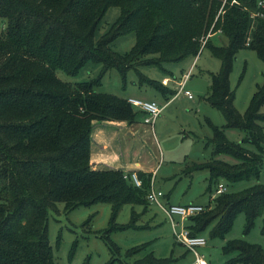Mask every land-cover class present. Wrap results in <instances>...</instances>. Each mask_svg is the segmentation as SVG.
I'll list each match as a JSON object with an SVG mask.
<instances>
[{
    "label": "trees",
    "instance_id": "1",
    "mask_svg": "<svg viewBox=\"0 0 264 264\" xmlns=\"http://www.w3.org/2000/svg\"><path fill=\"white\" fill-rule=\"evenodd\" d=\"M113 6L119 8L118 17L97 34ZM217 32L226 38L225 44L207 36ZM129 33L135 35L130 50L113 51L115 40ZM202 47L220 61L219 70L209 73L203 98L220 111L225 124L208 122L211 157L194 163L189 173H207L209 195L220 180L256 181L210 197L203 211L188 218L191 235L208 231L211 239H222L239 213L247 234L264 208V183L259 182L264 173V73L242 114L233 106L229 81L240 50L250 49L264 62V0H0V264H58L48 241L49 210L57 203L69 211L101 202L110 205L104 236L111 257L105 264H173L171 256L145 252L147 243L121 251L109 238L111 231L143 228L135 225L133 207L128 224L116 218L125 204L147 207L149 175L139 173L142 182L136 187L120 169L92 168L93 122L131 125L136 114H143L127 99L95 87L110 68L124 81L131 68L138 71L143 64L161 66L196 57ZM89 61L102 66L97 79L72 85L56 75L58 69L75 75ZM138 74L140 82L167 101L176 94ZM225 129L240 130L244 136L233 142ZM221 249L231 255L228 264H264V249L258 244L232 239Z\"/></svg>",
    "mask_w": 264,
    "mask_h": 264
},
{
    "label": "rangeland",
    "instance_id": "2",
    "mask_svg": "<svg viewBox=\"0 0 264 264\" xmlns=\"http://www.w3.org/2000/svg\"><path fill=\"white\" fill-rule=\"evenodd\" d=\"M118 15V7H109L99 23L97 34L104 33ZM210 38L215 44L227 42L219 32L212 34ZM134 41V33H129L118 37L111 48L118 54H124L130 50ZM101 67V64L89 61L75 75H68L59 69L56 70V75L62 81L73 85L97 79ZM219 67V59L215 58L207 47H202L196 57L188 56L181 61L168 62L161 66L143 64L137 67L138 71L131 68L125 73V82L117 69H108L104 72L100 84L95 87L97 92L113 94L127 101L130 98L142 102L155 101L161 110L152 126L143 122L144 116L140 113L136 114V121L129 128L96 121L91 138L104 139L109 143L108 152L117 154L126 164L138 160L143 168L149 171L154 169L155 190L163 191L173 204L195 203L204 206L210 197L212 199L216 196L213 195L214 192L211 195L206 192L207 173L203 171L190 174L189 172L193 169L194 163L208 161L211 157V147L206 146L207 140L211 137L208 122L218 127L225 124L220 111L203 98L209 88V73H216ZM138 72L165 84L174 91L179 88L178 83H181L184 75L189 72L190 78L186 81L184 89L191 93L192 98L179 92L163 105L167 100L159 91L145 82H140ZM263 73L264 62L254 51L242 49L236 54L229 81L234 95L233 106L239 113H244L257 85L262 84ZM260 112L264 113V106L261 107ZM99 125H102V128L97 130ZM261 125L264 130V124ZM225 134L233 142H240L244 136L243 132L237 129H225ZM219 158L233 161L232 157L225 155ZM136 175L141 180L139 175ZM255 182L251 179L228 184L220 180L218 185L226 186L227 190L238 191ZM259 182L264 183V173L261 174ZM132 207L135 211L141 208L137 205H123L116 222L128 224ZM136 219L135 225L148 224L149 227H133L109 233V238L121 248V251L146 241H152L151 248L164 245L163 250L170 251L172 248L170 222L159 208L151 205L147 214L142 217L136 216ZM109 220L108 203L79 206L69 211L64 209V204L57 203L55 208L49 210L47 222L48 241L56 262L104 264L111 257L104 236L109 230ZM263 221L264 208L256 218L253 228L245 234L244 215L239 213L230 232L224 238L211 239L208 231L203 233L206 244L197 251L203 255L207 264H228L231 255H224L221 249L228 240L243 239L258 244L264 249ZM160 252L162 251L158 254Z\"/></svg>",
    "mask_w": 264,
    "mask_h": 264
},
{
    "label": "built area",
    "instance_id": "3",
    "mask_svg": "<svg viewBox=\"0 0 264 264\" xmlns=\"http://www.w3.org/2000/svg\"><path fill=\"white\" fill-rule=\"evenodd\" d=\"M262 5V2H259ZM259 13H257L258 15ZM260 15V14H259ZM207 36H211L208 34ZM204 44V41H203ZM190 78L189 72L184 75L182 82L178 83L179 88L176 90L175 96L179 92H183L188 98H192L191 93L185 88L186 81ZM128 102L139 110L143 111V122L151 124L152 126L154 119L160 113L161 108L155 101L142 102L137 99L130 98ZM130 179L136 187L141 186V180L137 177L135 172L130 174ZM227 191L226 186L218 185L213 195H218ZM163 198V192L155 190L153 187V177L151 187L146 194V199L159 207H161L166 214L171 226L173 227V236L177 244L184 246L193 255V260L187 264H207L206 260L201 254L198 253L197 249L205 246V238L201 235H191L187 228L186 222L191 216L204 210V207L200 204L188 203V204H167L162 205L161 199Z\"/></svg>",
    "mask_w": 264,
    "mask_h": 264
},
{
    "label": "crops",
    "instance_id": "4",
    "mask_svg": "<svg viewBox=\"0 0 264 264\" xmlns=\"http://www.w3.org/2000/svg\"><path fill=\"white\" fill-rule=\"evenodd\" d=\"M163 85L165 86V84H163ZM173 97H175V95ZM173 97H171L163 105L168 103ZM103 122H105L107 125L125 126L127 128H129L130 126H132L134 124L133 123L131 125H128L124 121H121V122L103 121ZM93 127H94V122H93ZM100 128H102V125H99L97 127V130L100 129ZM97 135H99V134L97 133ZM108 145H109V143L105 142L104 139H100L99 137L97 139L91 138L90 163H91L92 168L93 169H98V170L120 169L123 172L126 171L125 177H129V178H130V174L132 172H135L136 174L140 173L142 175H144V174L149 175V189H150L151 182H152V177H153V180H154V176H155L154 175V169L152 171H149L148 169L143 168L142 164L138 160L134 161V163H131V162H129L128 164L124 163V161H122L121 158L117 154L108 152ZM130 181H131V179H130ZM153 187H154V181H153ZM163 195H164V193H163ZM161 203H162V205H167V204H173V201H171L169 197L168 198L167 197H163L161 199ZM151 205H155V204H152V203L149 202V204L147 205V207L145 209H143L140 206L141 208L139 209V211H135L136 212V216L137 217L138 216L142 217L145 214H147V212H148V210H149ZM155 206L157 208H159L163 212V214L166 216V214L164 213V211H163V209L161 207H159L157 205H155ZM166 218H167V216H166ZM139 226L140 227L141 226L142 227H146V228L149 227L148 224H144V225L142 224V225H139ZM170 226H171V223H170ZM171 232H173V227L172 226H171ZM170 234H171V238H172V248L170 249L169 252H166L167 251L166 249L163 250L164 247H165L164 245L163 246L162 245L157 246V248H156V246L151 248L152 246H150V244H151L152 241L142 242V243H147L148 244L147 245V250H145V252L152 251L157 257H169V256H171L174 259L173 264H187V263L191 262L193 260L192 253L190 251H188L184 246L177 244L175 242V240H174L173 233H170ZM142 243H140V244H142ZM176 248H179V250H177ZM159 251H162V252H160V254H158ZM106 262L107 261H105L104 264Z\"/></svg>",
    "mask_w": 264,
    "mask_h": 264
}]
</instances>
